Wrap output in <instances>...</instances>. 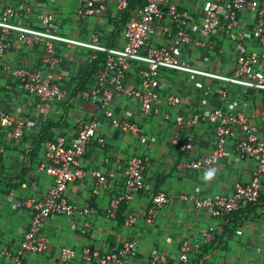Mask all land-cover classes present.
Masks as SVG:
<instances>
[{"label": "crops", "instance_id": "crops-1", "mask_svg": "<svg viewBox=\"0 0 264 264\" xmlns=\"http://www.w3.org/2000/svg\"><path fill=\"white\" fill-rule=\"evenodd\" d=\"M142 2L144 0L135 1L129 11L118 10L112 2L107 14L81 19L78 15L81 0H0V17L6 8L13 7L12 22L43 29L38 16L51 14L58 23L61 36L90 42L97 35L102 45L121 49L125 46V24ZM208 2L187 0L180 4V8L189 14L188 31L194 41L199 39L196 24ZM28 8H31L30 13ZM241 18L244 27L241 32L249 31L253 22L246 19L245 13ZM160 34L150 37L149 43L160 46L171 43ZM11 42V50L0 63L3 70L0 110L25 122L27 133L22 138H10L5 132L0 133V264H13L2 251L16 253L32 223L33 211L20 203L29 199L41 200L51 188L53 179L41 168L46 162L45 141L63 138L70 145L81 126L96 117L101 120V125L81 161L87 175L83 180L70 183L66 192L67 198L80 211L88 205L95 212L88 216L78 213L71 218L59 216L49 220L42 231L49 239L48 250L40 255H30L24 264H100L85 261L83 249L90 248L106 255L127 242L137 243L139 252L136 258L126 259L125 264L146 263L154 249L177 260L183 241L191 245L202 243L204 234L216 225L209 209L198 208L195 201L187 197L229 195L236 183L246 184L252 180L258 158L235 161L234 138L227 142L228 155L217 159L213 170L192 169L190 165L196 158L213 153L217 134L214 125L204 120L191 126L188 122L194 116L222 108L243 112L253 124L264 129V100L254 90L162 70L159 80L165 89L159 93L161 103L156 106V113L146 115L134 97L115 94L112 104L115 116L129 120L141 130L140 134L123 132L102 115L100 105L92 95L97 70L106 61L105 54H98V59L93 61L92 50L55 42L52 55L59 63L51 68L47 62L51 55L45 41L29 46L14 34ZM219 43L224 55L218 51H201L195 44L178 47L176 54L180 61L195 68L232 75L237 68L235 45L224 38ZM247 45L250 50L256 48L252 41H247ZM17 68L41 72L65 91V98L43 103L38 97L28 95L19 80L11 75ZM125 85L130 90H142L135 67L128 71ZM223 86L229 90L226 101L218 95ZM208 87L212 88L210 98L204 95ZM172 95L181 97L180 106L168 104V97ZM177 117H183L184 123L178 124ZM190 140L194 142V149L190 153L181 151L180 145ZM134 156L148 163L143 188L131 203L121 205L116 219H108L106 211L111 199L122 192ZM97 170L112 175V187H101L95 193L92 172ZM208 171L213 175L205 178ZM261 181L260 200L217 221L212 241L192 255L193 264H264V176ZM159 192L166 193L170 202L158 210L155 222L149 224L146 217L153 197ZM129 215H136L138 219L132 228L125 224ZM239 231L242 234H238ZM65 247L77 252L70 262L61 260Z\"/></svg>", "mask_w": 264, "mask_h": 264}, {"label": "built area", "instance_id": "built-area-1", "mask_svg": "<svg viewBox=\"0 0 264 264\" xmlns=\"http://www.w3.org/2000/svg\"><path fill=\"white\" fill-rule=\"evenodd\" d=\"M135 1L138 0H81L78 15L81 19L105 15L112 2L116 4L118 10L129 11ZM186 1L144 0L136 7L133 17L125 24L123 29L125 46L121 49L102 45L97 35L90 42L63 37L58 33V23L51 14L38 16L43 29L18 25L11 21L15 9L8 7L0 17V63L12 48L11 36L14 34L18 35L20 42L29 46L45 41L51 55L47 61L51 68L59 63V59L52 55L55 42L92 50L94 52L93 61L98 59V54H105L106 61L104 66L97 70L96 86L92 95L98 101L102 115L109 119L114 127L123 132L130 131L135 134L141 133L136 124L115 116L112 109L115 94L122 93L134 97L146 115L156 113V106L161 103L159 93L165 89L159 80L162 70L186 73L225 85L252 89L264 100V0H209L196 24L199 33V39L196 41L188 31L189 14L180 8V4ZM30 11L31 8H28L27 12L30 13ZM244 13L246 19L253 24L249 31L241 32L244 28L241 18ZM158 33L170 39L171 43L162 46L151 45L150 37L157 36ZM223 38L235 45L237 68L232 75L195 68L180 61L176 54L178 47L195 44L201 51H218V54L224 55L225 51L219 43V40ZM247 41L254 42L256 48L250 50ZM132 67L138 70L142 90H130L125 85L126 75ZM11 75L19 80L28 95L38 97L43 103L61 101L65 98V91L50 79L45 78L41 72L17 68L12 70ZM2 78L3 70L0 68V79ZM223 87L219 88L218 95L221 100L226 101L229 99V90ZM204 95L210 98L212 88L208 87ZM167 101L172 107L180 106L183 102L178 95L169 96ZM166 118L168 119L169 116ZM200 120L214 125L217 134L216 147L213 153L196 158L190 165L192 169L213 170L215 161L228 155L226 147L231 138L235 139L237 151L235 161L256 157L258 158L257 169L249 183H236L233 193L229 195L217 194L205 198L193 195L187 197L194 200L198 208L209 209L216 225L204 234L202 243L191 245L188 241H183L177 260H171L159 250L154 249L151 258L144 264H193L192 255L198 253L203 245L212 241L217 221L260 200L261 179L264 176V129L253 124L245 113L227 111L222 108H216L203 116H194L188 122V126L195 125ZM176 121L178 124L184 123L183 117H177ZM26 125L25 122L19 121L5 110H0V133L5 132L10 138H22L27 133ZM100 125L99 117L94 118L87 125H82L78 136L70 145L63 138L56 141H45L46 162L41 168L52 177L53 182L43 199H29L20 203L23 207L33 211V219L24 235L21 248L13 254L5 249L2 251L4 256L13 261V264H24L30 255H40L48 250L49 239L42 234V231L49 220L59 216L71 218L78 213L88 216L95 212L88 205L80 211L67 198L66 192L70 183L86 177L87 173L82 168L81 161ZM180 149L190 153L194 149V142L185 141L180 145ZM147 166V161L139 156L131 159L123 190L111 199L106 211L105 216L108 219H116L121 205L131 203L141 191ZM110 176L112 175L98 170L92 172L95 193H98L101 187L106 189L112 187ZM169 202L170 198L166 193L155 194L146 217L147 223H154L158 210ZM137 221L136 215H129L125 219V224L132 228ZM238 234L242 232L239 231ZM138 252L137 243L127 242L106 255L85 248L82 251V258L85 261H97L100 264H125L126 259L136 258ZM76 255L77 252L74 249L65 247L61 252V260L70 262L76 258Z\"/></svg>", "mask_w": 264, "mask_h": 264}, {"label": "clouds", "instance_id": "clouds-1", "mask_svg": "<svg viewBox=\"0 0 264 264\" xmlns=\"http://www.w3.org/2000/svg\"><path fill=\"white\" fill-rule=\"evenodd\" d=\"M213 175L212 171H208L205 173V178H210Z\"/></svg>", "mask_w": 264, "mask_h": 264}]
</instances>
